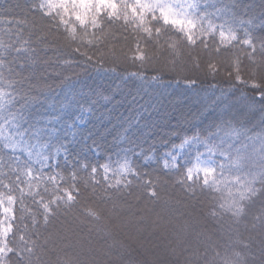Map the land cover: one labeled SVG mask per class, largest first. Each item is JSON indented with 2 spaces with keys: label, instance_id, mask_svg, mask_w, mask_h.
<instances>
[{
  "label": "trees",
  "instance_id": "obj_1",
  "mask_svg": "<svg viewBox=\"0 0 264 264\" xmlns=\"http://www.w3.org/2000/svg\"><path fill=\"white\" fill-rule=\"evenodd\" d=\"M38 2L0 0V125L20 138L15 148L0 139V172L4 173L0 178L10 183L16 175L13 169L39 168L42 163L51 167L45 171L65 177L78 170L82 191H86L83 180L89 179L87 171L102 169L105 164L116 168L128 163L147 178L160 177L158 191L172 202H135V188L131 199L127 193L118 197L133 207L126 208L119 221L109 219L111 235L106 240L99 238L103 232H93L95 252L89 253L86 243L78 257L71 253L84 264H220L226 252L233 264H264V228L252 219L257 214L264 219V201L257 199L249 205L247 226H234L238 235L233 233V240L242 243L229 248L217 245L220 256L207 246L210 242L200 243L202 237L195 234L200 228L216 225L203 222L182 231L186 221L203 217L207 203L201 206L186 200L180 186H173L175 180L197 158L222 160L219 153L209 155L203 145L185 144L186 140L209 138L219 144L223 138V148H238L246 155V170L264 167V101H254L252 90L228 74L231 55L212 51L216 37H208V48H204L197 30L196 44L189 47L181 33L170 28L159 35H146L118 21L111 26L105 21L94 35L79 30L71 42L50 36L38 40L30 12ZM201 7L218 24L235 21L239 26L245 22L247 28L246 22L251 21L253 34L264 36V0H201ZM240 34L243 36V29ZM137 44L143 60L135 58ZM178 54L186 61L183 70ZM236 56L248 65L239 49ZM212 64L214 69L209 67ZM242 71L247 77V70ZM218 129L223 131L216 134ZM225 131L233 134L224 136ZM173 158L179 167L166 168ZM127 178L136 180L135 176ZM97 179L96 195L103 197L102 173ZM0 191L7 189L0 186ZM107 191L116 197L115 189ZM88 203L104 207L105 200L96 201L89 193ZM24 204L28 209L24 222L28 223L38 207L27 194ZM107 204L110 207L111 202ZM129 211L146 217L140 231L135 224L125 223ZM13 212L16 232L19 201ZM3 217L0 208V219ZM254 223L256 228H252ZM113 241L117 246L111 249V256H105ZM57 256L64 258L65 253L50 252L41 259L55 262Z\"/></svg>",
  "mask_w": 264,
  "mask_h": 264
},
{
  "label": "snow or ice",
  "instance_id": "obj_2",
  "mask_svg": "<svg viewBox=\"0 0 264 264\" xmlns=\"http://www.w3.org/2000/svg\"><path fill=\"white\" fill-rule=\"evenodd\" d=\"M217 11L222 13L225 10ZM30 12L34 21L32 27L39 33L38 40L50 36L53 40L71 42L79 30L91 31L94 35L95 29L103 28L105 21L109 26L118 21L125 26L137 28L146 35L153 32L159 35L162 30L170 28L180 32L189 47H194L196 40L193 37L198 30L202 47L208 48V37H216L212 51L217 55L221 52L231 55V71L228 74L236 83L252 90L254 101H264V36L253 34L254 25L251 21L246 22L247 28L244 27L245 22H240L239 26L235 21L216 23L211 14L202 9L201 0H39L31 6ZM241 29L243 36L240 34ZM136 47L135 58L143 60L144 53L139 50L138 44ZM237 49L247 57V66L236 56ZM73 51L78 52L79 48H73ZM116 58L119 59L118 56ZM177 59L183 70L186 61L179 54ZM209 67L214 69L216 66L212 64ZM242 69L247 70V77ZM221 131L223 130L218 129L216 134ZM232 134L224 132V136ZM190 143L203 145L209 155L219 153L222 160L202 161L197 158V162L180 172L175 180L173 186H180L179 190L186 200L201 206L207 203V211L203 217L186 221L182 231L188 232L203 222L216 225L215 228H200L195 234L198 239L202 237L199 239L200 243L210 242L207 246L213 248L216 256H220L219 247L229 248L233 243H242L233 240V233L238 235V229L234 226H247L245 218L248 216L249 205L257 199L264 201V167L257 171L246 170V155L238 148L233 151L223 148V138L219 144L210 142L209 138H191L185 141V144ZM165 167L177 169L179 165L173 158L172 163H166ZM45 169H51L50 165L42 163L39 168L27 165L13 169L16 175L10 183H5L0 178V186L7 189L6 192L0 191V208L4 213L3 219H0V264H13V259L16 264H84L71 253H76L78 257L86 243L89 245L87 251L95 252L91 247L93 232H103V236L99 238L106 240L111 235L107 228L109 219L119 221L121 213L126 208L133 207L118 197L127 193V197L131 199L135 188V202L141 199L146 205L156 204L161 200L165 204L172 202L171 198L163 197L162 192L158 191L159 176L147 178L148 175H141L128 163L116 168L108 164L103 165L102 169L91 168L87 171L89 179L83 180L86 191H82L78 183V170L65 177L60 172L52 174ZM98 173H102L105 181L101 185L104 189L103 197L96 195L97 185L100 184ZM3 176L4 173L0 172V177ZM129 176H135L136 180L128 179ZM109 188L116 190V197L107 191ZM89 193L96 201L105 200L104 207L89 204ZM26 194L38 207L37 212L31 213L28 223L24 222L25 213L28 212L24 204ZM17 201L20 203L21 216L16 225L17 231L13 232L14 225L11 221L15 219L13 206ZM108 201L111 202L110 207ZM105 209L107 215L104 214ZM145 219L144 215H136L131 211L124 217L125 223L137 226V231L141 230L139 226ZM252 219L264 228L261 214ZM257 223L252 224V228H256ZM244 243L247 247L246 242ZM116 246L117 242L113 241L104 255L111 256V249ZM119 246L125 247L122 242ZM58 251L65 253L64 258L57 256L55 262L41 259L42 255ZM220 264H233L227 252Z\"/></svg>",
  "mask_w": 264,
  "mask_h": 264
},
{
  "label": "rangeland",
  "instance_id": "obj_3",
  "mask_svg": "<svg viewBox=\"0 0 264 264\" xmlns=\"http://www.w3.org/2000/svg\"><path fill=\"white\" fill-rule=\"evenodd\" d=\"M2 104V96L0 94V106ZM1 111V108H0ZM0 139L10 144L15 148V144L19 141V136L15 132H12L11 129H7L5 126L0 125Z\"/></svg>",
  "mask_w": 264,
  "mask_h": 264
}]
</instances>
